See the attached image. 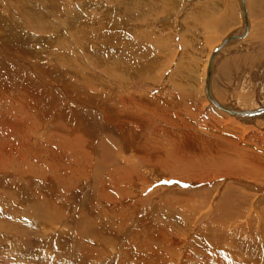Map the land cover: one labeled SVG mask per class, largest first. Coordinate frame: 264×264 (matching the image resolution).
I'll return each mask as SVG.
<instances>
[{"label": "rangeland", "instance_id": "374dc122", "mask_svg": "<svg viewBox=\"0 0 264 264\" xmlns=\"http://www.w3.org/2000/svg\"><path fill=\"white\" fill-rule=\"evenodd\" d=\"M28 1L30 0H24ZM263 1L246 0L250 29L254 24V17L264 24ZM50 2L59 7L58 11L55 8L50 9L51 12L58 13L55 16L57 20L65 21L67 12L64 9L70 6L72 8L76 1ZM79 3L80 14L74 24L78 29L71 25L67 29L60 28V32L57 27L48 33H39L40 35L26 28L27 26L21 28L26 25V19L19 10H14L15 18L17 17L20 24L16 29L18 34H21V30L32 31L35 38L48 40L42 43L46 44V49H41L43 53L40 52L44 56L42 60H33L27 56L23 57L24 61L40 66V74H43L46 69L42 67H50V60L55 64L56 61L61 62L64 56L70 58L73 55L71 58L77 60L78 66L81 63L83 68H76V73L72 71L64 77L74 88L81 89L83 84L91 81L95 82L92 84L95 86L89 87V92H92L103 80L117 82L125 77L129 86L128 93L132 95L148 90L158 95L163 89L166 91L164 96L169 95L171 103L175 102L174 97H179L181 101H184L183 97H187L193 104L196 102L200 106L204 105L197 109L200 119L207 120L209 116L213 119L214 115L223 121V136L226 129L233 133L232 126L239 127L237 130L242 138L241 152L244 153L245 150V154L254 153L253 145L261 141L260 137H264V116L261 114L237 121L225 112L217 111L207 101L204 90L207 57L210 52L225 37L233 34L238 36L236 34L243 32L244 22L239 0H82ZM107 9L114 11V15L107 13ZM132 13L140 18L137 21L129 20L128 15ZM115 18L121 21V26L112 25ZM115 33L125 36L126 39L130 37L134 44H143L147 47V52L156 54L157 61L152 62L151 67L143 65L148 73L142 71L140 75L132 77L133 75H127L129 73L125 66L122 67V63L117 64L122 58L126 59L123 54L121 56L124 41L118 39L117 42H111L108 36ZM139 36H142L141 39ZM247 37L248 35L224 46L212 67L211 95L214 100L231 110H254L264 106L262 55L252 47ZM23 38H17L15 42L21 46L29 43ZM30 44L29 52L35 54L32 50L35 44ZM114 57L117 59L113 60ZM33 71V78L27 73L32 78L31 82H35V78L45 77H39L36 69ZM20 72L21 70L18 75ZM95 75L100 78L91 79ZM46 79L45 83L49 84L51 80ZM179 82L182 83L181 86H178ZM190 86L193 87L192 91ZM172 91L175 96L171 97ZM6 100L10 101L9 98ZM4 106L5 102L0 99V115ZM2 129L0 125L3 148H6V142H12L16 138L19 144L14 146L12 159L4 160L8 165L0 172V264H158L156 258L159 256L165 259L162 264H264V198H259L262 194L256 189L263 188L264 184L245 177H241L239 181L229 179L226 184L230 190L224 193L228 203L224 209L219 205L224 195L219 193L220 190L216 192V188H195L197 193L191 191L195 195L191 203L192 209L182 207L180 210L174 203L184 197L175 188L168 191L169 194L161 192L152 196L151 193H146L139 198L144 203L148 202V207L144 208L147 213H144L151 215V219L142 221L134 219V207H127L129 202L138 203L139 200L120 202V195H101L102 192L94 186L96 178L105 174L109 167L124 163L121 147L119 144L114 146L117 141L112 140L111 143L104 138L98 143L96 165L87 182L82 174H74V180L66 177L73 174L61 175L59 180H55L54 175L50 176L49 180L57 192L56 198L50 200L41 194L43 192L39 186H31V180L38 179L39 183L46 181L45 175L36 177L31 172L32 167L35 172L39 169L36 168V163L41 158L43 160L39 166L46 170L44 161H49V155L43 146L40 149L45 135L38 137L40 141L37 138L29 141L26 130L22 134L15 132L12 138L10 135L5 136ZM255 136L258 137L254 138ZM105 144L106 146L101 147ZM0 157L5 158L3 151H0ZM246 164L244 166L249 167L246 168L247 171L262 172V169H256L251 163ZM147 171L151 172L149 169L144 170L146 174ZM51 172L54 174V169ZM56 172L59 170L56 169ZM79 183H83L82 187H79ZM248 184H253L254 188ZM198 198H203L206 203L198 205ZM210 201H213V205L207 212ZM149 202H152L151 205ZM113 204L116 207L112 208ZM220 212L224 218L227 216L224 222L218 218ZM164 233L174 237L169 240L166 235L162 236ZM231 240L236 241L234 248L228 244ZM183 245L185 246L181 248ZM159 249L164 251L158 253ZM152 252H155L154 256Z\"/></svg>", "mask_w": 264, "mask_h": 264}, {"label": "bare ground", "instance_id": "6f19581e", "mask_svg": "<svg viewBox=\"0 0 264 264\" xmlns=\"http://www.w3.org/2000/svg\"><path fill=\"white\" fill-rule=\"evenodd\" d=\"M75 1L72 8L70 6V8L64 9L67 12V19L65 21L64 19L58 21L55 17L58 13L51 12L53 10L52 8L59 9V7L56 3L50 2V0H30L28 2H24V0L0 1V99H3V102H5L2 114L0 115V125L3 127L2 132L5 136L10 135L13 138L15 132L22 134L23 131L26 130L29 141H34L35 138L40 141L41 139L38 137L43 134L45 136L43 137V144L40 145V149L43 146L45 152L49 155V161H44V164L47 165L46 170H42V167L39 166L42 163V158L36 163V168L39 167V169L36 170V172L33 167L31 169V172L35 173L36 177L45 175L46 181L39 183V181H37L38 179L31 180V186H39V189L43 192L41 194L52 200L56 198L57 192L53 189L54 185L52 181L49 180L50 176L54 175V179L59 180L62 177L61 175L73 174L72 176L66 177L74 180V174H82V177H84L87 182L92 176L93 167L96 165V159L99 154L98 143L104 138L111 143L112 140L117 141L114 146L119 144L125 161L122 165L113 164L109 167V170L105 172V174L96 178L94 186L102 192L101 195H120V202L127 203L129 199L139 200L138 203L129 202V204H127L128 208L134 207V219L142 221L151 219V215L148 216V214L144 213H147L144 208L148 207V202L144 203L140 200L141 198H139L140 195L142 196L146 193H151L152 196H155L161 192L168 193L172 188H175L176 191L184 197V199L174 203L176 205L173 204L180 210L182 207H190L192 209L191 203L195 195L193 196L191 191L197 193L194 189L198 187H211V190L212 188H216L214 190L216 192L220 190L219 193H222L223 196L229 189L226 184L229 179L239 181L241 177H245L248 180H254L260 184H264V156H262L264 153V137H260L261 141L253 145L254 153L245 154V150L244 153L241 152L242 146H240V141L242 138L239 136L241 133L238 135L239 130H237L239 127L236 128V126H234L235 128H233L232 126L233 133H229V130L226 129L225 135L223 136V121L218 117L213 115V119L211 116H209L207 120L200 119L197 109L204 107V105L200 106L196 102H194V105L187 97H181L184 101L179 100V97H174L173 99H175V102L171 103L168 97L169 95L164 96L166 91L163 89L161 90V88L158 95H155V92H151L150 90L141 94L132 95L128 93L129 86L127 85L125 77L117 82H114V80L102 81V79H100L102 82L97 85L99 87L93 88L94 91L92 92H89V87L95 86L92 85L95 84V82L91 81H87L85 85L83 84L81 89L74 88L72 84L69 82V84L67 83L64 77L65 74L68 76L72 71L76 73V68H83L81 67V63V66H78L77 60L71 58L73 55L70 58L64 56L61 62L56 61L58 63H55L56 65L50 60V67H42L46 69L43 74H40V66H35V64L24 61L23 57L27 56L33 60H42L44 57L42 56V50L44 48L46 49V44L42 43H46L48 40L35 38L32 31L21 30V34H18L19 32L17 33L16 29L19 28L20 24H18L17 17L15 18L14 10H19L22 16L25 17L24 19H26V25L21 26V28L27 26L26 28L33 30V32L35 31V34L48 33L50 30L52 31L57 27L60 31V28L67 29L71 25H73L72 28L78 29L79 27L77 28L74 24H76L78 19L77 15L80 14L79 7L81 5L79 2L82 0ZM239 2L240 7H242L241 0H239ZM243 2L247 16L248 29L245 34H243L245 30V20L241 8L244 28L242 33L236 35H241L242 37L233 39L224 46L230 43L232 44L236 40L243 39L249 32L250 22L248 13L246 12V0H243ZM50 9L52 10L50 11ZM68 11H70V14H68ZM106 12L114 15V11L112 10L107 9ZM128 17L131 21H137V19L140 18L139 15H133V13L131 15L129 14ZM112 25L118 27L121 26L122 23L118 18H115ZM108 36L111 38V42L114 40L117 42L118 39L124 41L121 56L123 54L126 60L122 58L117 64L120 65L122 63V67H126V71L129 73L127 75H133L132 77L138 76L142 71H146L144 66L151 67L153 65L152 62L157 61L155 58L156 54L150 53L151 51L147 52V47L143 44H134L130 37L126 39L125 36L118 33ZM21 37H24L23 39H25V41L27 40L29 43H25L23 46H21L20 43H16V39H21ZM141 37L139 36L140 39ZM139 38L137 40H140ZM30 43L35 44L34 49H32L35 51V54L29 52V48L32 45ZM223 47L214 54L212 58L208 91L204 82L207 101L214 106L217 111L220 110L223 113L225 112L227 116L230 115L237 121H241V119L245 117L249 118L261 114L264 116V106L259 109H254L255 111L258 110V112L252 115H238V111L242 110L229 109L230 112H236L235 114L229 113L223 109L227 108L226 106H223L213 99L211 95L212 67L214 65L213 63L216 61L217 55ZM210 54L212 55L211 52ZM210 54L207 57V68ZM115 59H117V57L113 58V60ZM86 65L87 64H85V67ZM34 69L39 72L37 73L39 77L42 75L45 77L35 78L36 81L34 82V80H32L31 82L30 80L34 77L33 75H35ZM19 70H21L20 75H18ZM121 72H123V70ZM27 73L32 76L31 79ZM92 73L94 76V71ZM114 73L116 74V69ZM101 74L104 73L102 72ZM46 78L51 80L49 84L45 83ZM95 78L99 79L100 77H91V79ZM178 84V86H181L182 83L179 82ZM77 85L79 86V84ZM191 88L193 87L190 86V90L192 91ZM97 89H100V91L96 92L95 90ZM37 91L40 92L37 93ZM149 91L153 93V95H151ZM172 93L173 91L170 92V96H175L172 95ZM208 95H210L211 99ZM20 97H22V100ZM4 98H9L10 101ZM250 137L252 136L250 135ZM257 137L255 136L254 138ZM18 144L19 141L16 138V140L12 142H6V148H3V143L0 141V151H3L5 156V158L0 157V172L1 169H5V166L8 165L4 160H9L11 158V154L15 151L14 146ZM110 145H108V148ZM246 145L247 143L245 146ZM102 146H106V144L101 145V147ZM114 153L116 152L114 151ZM30 161L32 162V158ZM246 163L248 165L251 163L256 169H262V172L254 173V171H247L246 168L249 167L244 166ZM9 169H11L10 166ZM52 169H54V174L51 172ZM56 169H58L59 172H56ZM146 169H149L151 172L147 171L148 174H146L144 172ZM26 170L28 172L27 168ZM86 182H84V184H86ZM82 184L83 183H79V187H82ZM156 185H158V187H155ZM248 185L254 188L253 184ZM153 186L155 188L151 189ZM256 189L257 191L260 190L262 194L258 197L260 199L264 198V187H258ZM225 196L226 195L219 201V205H221L223 209L227 208L226 205L228 203V201L225 200ZM218 198H220V196ZM198 199H196L198 205H203L205 200L203 198ZM209 204L210 206L207 212L211 210L213 201H210ZM239 204L240 203H238V205ZM111 207H116V204H113ZM227 212H225V214H227ZM226 217L224 218L220 212V217L218 218L224 222V220L227 219ZM165 235L169 240L171 237H174L169 233L162 234V236ZM141 244L143 245L142 242ZM228 244L234 248L236 241L231 240ZM184 246L185 245L181 248ZM166 249L167 247H165V250ZM163 251L164 250L159 249L157 252L161 253ZM154 254L155 252H152V256H154ZM129 255L126 257H129ZM123 256L121 257L124 258ZM156 260L158 264L165 262V259L161 256L157 257Z\"/></svg>", "mask_w": 264, "mask_h": 264}, {"label": "water", "instance_id": "95a60500", "mask_svg": "<svg viewBox=\"0 0 264 264\" xmlns=\"http://www.w3.org/2000/svg\"><path fill=\"white\" fill-rule=\"evenodd\" d=\"M241 8H242V11H243V16H244V20H245V30H244V33L246 32V30L248 29V22H247V16H246V13H245V7H244V2L243 0H241ZM239 37H242V36H235V35H230V36H227L225 37L219 45H217L213 51H212V55L210 57V60H209V65H208V68H207V71H206V81H205V86H206V89L208 91V85H209V77H210V64H211V61H212V58L214 56V54H216L226 43L230 42L231 40L233 39H236V38H239ZM208 97L210 98V95H208ZM211 99V98H210ZM224 110H226L227 112L229 113H232V114H235L236 112H230V110L228 108H223ZM261 111V110H259ZM258 112V110H247V111H238V115H252L254 113Z\"/></svg>", "mask_w": 264, "mask_h": 264}, {"label": "crops", "instance_id": "0c3cea01", "mask_svg": "<svg viewBox=\"0 0 264 264\" xmlns=\"http://www.w3.org/2000/svg\"><path fill=\"white\" fill-rule=\"evenodd\" d=\"M209 1H212V0H209ZM210 9L212 11L214 10V8H210ZM247 35H248L247 38L249 42L252 44V47H254L257 51L261 52L260 54V56L262 55L261 65H264V24L259 23V19L254 17V24Z\"/></svg>", "mask_w": 264, "mask_h": 264}]
</instances>
